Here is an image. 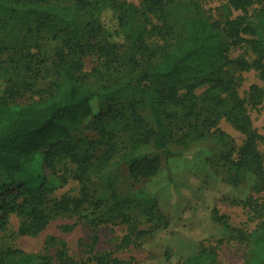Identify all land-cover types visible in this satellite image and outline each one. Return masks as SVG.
<instances>
[{"label": "trees", "instance_id": "16d2710c", "mask_svg": "<svg viewBox=\"0 0 264 264\" xmlns=\"http://www.w3.org/2000/svg\"><path fill=\"white\" fill-rule=\"evenodd\" d=\"M228 2L237 10L259 6L255 12L264 27V0ZM172 9L168 0H143L141 7L125 0H71L68 5L0 0V80L6 83L0 97V172L16 190L0 204V231L10 214L23 219L22 233L38 234L54 217L76 215L84 204L100 209L103 200L93 201L87 193L88 174H106L117 155L132 180L155 184L158 152L168 157L172 143L186 148L211 139L227 186L235 189L253 178L238 201L259 210L261 221L246 233L231 227L215 205L209 220L225 236L250 246L245 264H264V203L248 195V190L264 193V160L236 79V73L253 68L264 81V45L246 38L259 26L246 22L245 15L211 20L195 0L185 17L173 18ZM45 35L56 43L50 61L54 79L48 90L35 93L36 99L17 102L35 92V69L48 60L41 44ZM246 45L255 59L230 56ZM88 59L95 64L87 70ZM249 100L261 102L254 85ZM92 101L100 108L90 123L97 137L73 135L92 114ZM222 116L243 136L239 146L217 127ZM65 173L79 184V197L55 198L67 182ZM164 186H146L135 197L111 190L106 214L130 221L131 211L138 209L149 231L160 232L167 227L158 209ZM179 235L173 244L179 264H223L214 248ZM39 260L50 264L48 257L0 251V264Z\"/></svg>", "mask_w": 264, "mask_h": 264}, {"label": "rangeland", "instance_id": "374dc122", "mask_svg": "<svg viewBox=\"0 0 264 264\" xmlns=\"http://www.w3.org/2000/svg\"><path fill=\"white\" fill-rule=\"evenodd\" d=\"M125 1L141 7L143 0ZM168 1L173 7L168 11L170 16L175 19L186 16V7L191 0ZM195 1H198L203 14L214 21H223L226 16L236 18L245 15L246 22L255 27L259 26L255 28L252 36L248 35L246 38L258 39L264 45V27L257 18L258 12H255L259 6L237 10L230 6L228 0ZM59 3L68 5L71 0H59ZM226 8H229L228 12L225 11ZM41 44L48 60L35 69L32 78L35 92L16 99L17 102L36 99L38 94L35 93L38 90H48L54 79L50 61L56 43L45 35ZM230 56L252 61L256 54L246 45L233 50ZM94 64L88 59L85 69H90ZM236 79L237 92L244 99L251 126L259 135L258 149L264 160V81L253 68L236 73ZM253 85L258 88L261 97L258 105L251 104L249 100L250 87ZM5 88L6 83L0 80V97ZM91 108L92 114L73 135L89 139L97 137L90 129V123L100 108L96 101H92ZM217 127L227 133L236 146L241 144L243 136L229 119L220 117ZM124 143L122 140L119 146ZM213 144L211 139L191 144L186 148L172 143L169 146L172 153L170 156L166 157L162 152H158L161 166L155 184L132 180L117 155L106 167V174L98 170H91L88 174L87 193L93 201L103 200L100 209L94 210L91 205L84 204L76 215L54 217L38 234L22 233L23 219L10 214L4 229L0 231V251L10 249L48 257L50 264H113L114 260L125 264H179L180 257L174 253L173 244L180 234L179 236H186L193 241L203 242L204 248H214L218 253V260L223 264H245L250 246L230 239L221 229H217L209 220V210L215 205L231 227L246 233L252 232L261 221V214L259 215V210L255 212L243 206L238 200L246 196L245 187H251L253 178L248 176L247 180L235 189L227 186L221 178V162L218 161L217 148L213 147ZM64 175L67 182L57 190L55 198L79 197V184L72 179L71 174ZM173 180L178 184L174 182L175 185H172ZM9 183L6 174L0 172V204L16 194L15 188ZM159 184L166 185L158 209L167 222V227L160 232L149 231L150 226L138 209L131 211L130 221L106 214L111 190L118 195L135 197L140 189L146 186L156 188ZM248 195L253 196L258 204L264 203V193L257 195L248 190ZM1 216L0 210V218Z\"/></svg>", "mask_w": 264, "mask_h": 264}]
</instances>
